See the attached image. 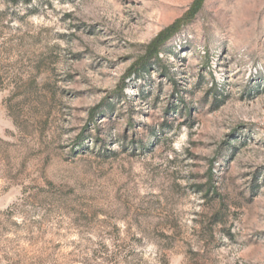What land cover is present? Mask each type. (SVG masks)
I'll list each match as a JSON object with an SVG mask.
<instances>
[{"label": "rangeland", "instance_id": "1", "mask_svg": "<svg viewBox=\"0 0 264 264\" xmlns=\"http://www.w3.org/2000/svg\"><path fill=\"white\" fill-rule=\"evenodd\" d=\"M192 1L0 0V264H264V0L121 86Z\"/></svg>", "mask_w": 264, "mask_h": 264}, {"label": "trees", "instance_id": "2", "mask_svg": "<svg viewBox=\"0 0 264 264\" xmlns=\"http://www.w3.org/2000/svg\"><path fill=\"white\" fill-rule=\"evenodd\" d=\"M205 0H193L189 9L184 15L176 20L173 24L161 30L146 46L143 56L138 58L127 70L122 80L121 86L125 85V78L138 75L143 72L149 65L151 60L158 61L161 47L178 31L181 24L192 20L201 9ZM93 114V112H92Z\"/></svg>", "mask_w": 264, "mask_h": 264}]
</instances>
